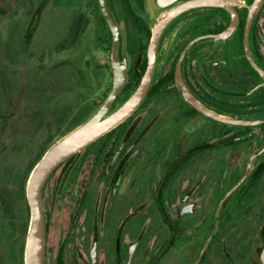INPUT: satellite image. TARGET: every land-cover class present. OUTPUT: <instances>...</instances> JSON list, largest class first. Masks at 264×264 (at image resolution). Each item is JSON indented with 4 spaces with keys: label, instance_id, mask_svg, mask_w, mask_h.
I'll list each match as a JSON object with an SVG mask.
<instances>
[{
    "label": "flooded vegetation",
    "instance_id": "af4514ba",
    "mask_svg": "<svg viewBox=\"0 0 264 264\" xmlns=\"http://www.w3.org/2000/svg\"><path fill=\"white\" fill-rule=\"evenodd\" d=\"M106 3L121 28L120 57H129L128 79L143 54L147 64L154 4ZM3 4L0 0V20L8 13ZM73 6L66 32L52 49L51 73L70 71V60L55 55L69 50L78 37L83 40L89 28V19ZM38 11L22 29L16 66L23 65ZM95 20L93 33H102L94 34L95 42L110 52L113 81L111 30L106 19L107 26L101 16ZM157 60L136 110L112 133L61 162L43 183L42 264H262L264 0L184 8L162 29ZM179 61L182 81L198 102L233 120H218L183 97L175 80ZM144 70L136 69L138 82ZM9 74L0 88L4 118L23 93L21 86L12 99ZM86 111L81 108L79 118ZM57 138L47 140L26 163L13 194L0 178V264H24L30 211L21 185L31 162Z\"/></svg>",
    "mask_w": 264,
    "mask_h": 264
},
{
    "label": "rangeland",
    "instance_id": "374dc122",
    "mask_svg": "<svg viewBox=\"0 0 264 264\" xmlns=\"http://www.w3.org/2000/svg\"><path fill=\"white\" fill-rule=\"evenodd\" d=\"M97 2L4 0L3 6L8 13L0 20V64L7 66V69L0 66V88L4 82H9L6 81V74L8 76L10 70L14 71L13 76L11 72L9 74L10 80L11 77L13 80L11 83H14L11 93L13 100L18 98L19 89L23 86L21 100L17 104L13 103V112L8 111L5 118L0 116V178L12 194L22 176L21 171L26 173V163L40 153L38 150L44 143L65 134L64 132L75 127L79 119L86 114L90 115L111 88L110 52L103 46L96 45L94 34L100 36L101 30L98 29V35L93 33L96 32L93 31L94 20L98 21L101 16ZM73 4L89 19V28L83 40L78 37L69 50L55 55L56 60H70L67 66L70 71L56 69L51 73L48 67L49 59L53 57L52 49L66 32L74 10ZM39 5L41 7L38 11ZM35 11L39 15L35 34L23 55V65L16 66L22 29L25 31L27 22ZM149 12L151 25L157 16V9L149 7ZM5 104L0 97V109ZM80 107L87 111L79 118ZM10 226L12 227L11 224ZM11 231L8 227L9 241Z\"/></svg>",
    "mask_w": 264,
    "mask_h": 264
},
{
    "label": "water",
    "instance_id": "95a60500",
    "mask_svg": "<svg viewBox=\"0 0 264 264\" xmlns=\"http://www.w3.org/2000/svg\"><path fill=\"white\" fill-rule=\"evenodd\" d=\"M178 0H152L157 9V17L152 21V34L147 46L146 68L134 90L120 104L112 107L127 81L129 57H120L121 28L112 16L106 0H99L102 13L113 36L111 65L113 81L110 91L102 103L82 122L55 140L38 159L30 171L25 195L30 211L29 224L24 247V264H42L43 229L42 207L40 202L41 188L49 174L69 156L80 152L89 144L114 129L127 119L144 100L150 88L157 63V45L162 29L175 14L190 6H224L227 0H189L177 3ZM159 11V12H158ZM175 80L183 97L204 113L223 121L233 120L217 112L205 109L184 85L180 75V61L176 66ZM264 264V246L261 250Z\"/></svg>",
    "mask_w": 264,
    "mask_h": 264
},
{
    "label": "trees",
    "instance_id": "16d2710c",
    "mask_svg": "<svg viewBox=\"0 0 264 264\" xmlns=\"http://www.w3.org/2000/svg\"><path fill=\"white\" fill-rule=\"evenodd\" d=\"M101 20H102L103 24H104L105 26H107V23H106L105 18H104L103 15H101ZM108 35H109V42H108V45H109L108 49H109V48L111 47V45H112V41H113V39H112V34L110 33V31L108 32ZM144 48H145V46H144ZM145 64H146V57H145V55L143 54V60H142V62H140V63L137 62V64L135 63L134 67L131 68V70H130V72H129L128 79H127V82H126L125 85L123 86L121 93L118 95V97H117V99H116V103H119V102H121L122 100H124V99L130 94V92L132 91V89H134V86L136 85V83H137L138 80H139V76L137 77L136 69H137V70L139 69V70H140V73H142V71L144 70ZM81 122H82V121H81ZM113 130H114V129H112L111 131L107 132L106 135L112 133ZM104 135H105V134H104ZM94 142H95V141H94ZM92 143H93V142H92ZM51 144H52V143H51ZM51 144H50V145H51ZM50 145H49V146H50ZM44 152H45V151H44ZM44 152H43V153H44ZM41 156H42V155H41ZM41 156H40V157H41ZM40 157H39V158H40ZM39 158H38V159H39ZM35 161L37 162L38 160H35ZM35 161H32L31 164L28 166L27 171H29V173H30V171L32 170L33 166L36 164ZM28 175H29V174H28ZM27 178H28V176H27ZM24 180H25V179H24ZM26 181H27V179H26ZM25 185H26V182L23 181V183H22V185H21V190H22V191L24 190Z\"/></svg>",
    "mask_w": 264,
    "mask_h": 264
}]
</instances>
